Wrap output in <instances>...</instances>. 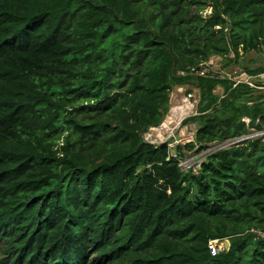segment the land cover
I'll return each mask as SVG.
<instances>
[{"label": "trees", "instance_id": "obj_1", "mask_svg": "<svg viewBox=\"0 0 264 264\" xmlns=\"http://www.w3.org/2000/svg\"><path fill=\"white\" fill-rule=\"evenodd\" d=\"M263 48L264 0H0V264H264V140L194 172L144 139L183 85L179 159L262 129L264 84L206 63Z\"/></svg>", "mask_w": 264, "mask_h": 264}, {"label": "rangeland", "instance_id": "obj_2", "mask_svg": "<svg viewBox=\"0 0 264 264\" xmlns=\"http://www.w3.org/2000/svg\"><path fill=\"white\" fill-rule=\"evenodd\" d=\"M209 12L210 9L207 8L202 14H208ZM240 60L242 61V64L239 62L240 65L233 63L227 67V69H220V59L215 57L210 59L206 64L208 70L213 73L217 72L221 76H227L232 80H247V78H249L251 83L256 80L260 84H264V75H261L258 78L248 77L242 68V65L251 66L252 68L264 66V48L260 51L248 52L247 54L242 55ZM216 92L221 94V89H217ZM198 98V90L193 86L183 85L173 87L169 95V110L163 121L159 126L153 129L150 128L144 134V137L153 144L168 142L167 145L170 149V153L178 159L181 168L186 169L192 167L194 172L198 169L200 163L206 158V156L216 151V148H212L209 144L205 150L199 153L182 149L185 156L183 159H179L174 153H176L175 147L177 145L183 146L194 139L197 124L192 121H187V118L196 114ZM251 131L252 128H249L247 134ZM253 138L264 139L262 136H255ZM224 245L225 247L227 246L226 242Z\"/></svg>", "mask_w": 264, "mask_h": 264}, {"label": "built area", "instance_id": "obj_3", "mask_svg": "<svg viewBox=\"0 0 264 264\" xmlns=\"http://www.w3.org/2000/svg\"><path fill=\"white\" fill-rule=\"evenodd\" d=\"M243 121L246 124H248L249 119L245 118V119H243ZM246 134L238 136V137H235V138H232V139H229V140H226L224 142L212 143V144H210V146L212 148H216V151H217V150H219L221 148H226V147H229V146L234 145V144L245 143L249 139H255V138H253L255 136H262L264 138V127L262 129H260V130L252 129L251 132H249L247 135ZM144 139L146 141L150 142L146 137H144ZM257 139H259V138H257ZM225 242H226V245H227L226 247L224 245ZM207 246H208V249H209V253L211 255H215L216 253H218V252H220L222 250H226L228 248V246H229V242H228L227 239H222V240L214 239V240H209Z\"/></svg>", "mask_w": 264, "mask_h": 264}, {"label": "water", "instance_id": "obj_4", "mask_svg": "<svg viewBox=\"0 0 264 264\" xmlns=\"http://www.w3.org/2000/svg\"><path fill=\"white\" fill-rule=\"evenodd\" d=\"M198 70H199V67L196 68V71H198Z\"/></svg>", "mask_w": 264, "mask_h": 264}, {"label": "bare ground", "instance_id": "obj_5", "mask_svg": "<svg viewBox=\"0 0 264 264\" xmlns=\"http://www.w3.org/2000/svg\"><path fill=\"white\" fill-rule=\"evenodd\" d=\"M185 95V94H184ZM178 110H179V108H178ZM159 128V127H158ZM170 128V127H169ZM153 129V128H152Z\"/></svg>", "mask_w": 264, "mask_h": 264}, {"label": "clouds", "instance_id": "obj_6", "mask_svg": "<svg viewBox=\"0 0 264 264\" xmlns=\"http://www.w3.org/2000/svg\"><path fill=\"white\" fill-rule=\"evenodd\" d=\"M212 144V143H211ZM209 146V145H208Z\"/></svg>", "mask_w": 264, "mask_h": 264}]
</instances>
